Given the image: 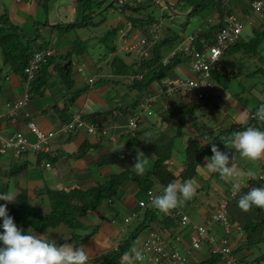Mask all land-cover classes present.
<instances>
[{
  "label": "crops",
  "instance_id": "0c3cea01",
  "mask_svg": "<svg viewBox=\"0 0 264 264\" xmlns=\"http://www.w3.org/2000/svg\"><path fill=\"white\" fill-rule=\"evenodd\" d=\"M92 1L102 9L92 15L88 25L73 29L65 26L80 23L85 12L84 4L78 0H0V29H4V33L17 29L24 42L36 39L33 52L44 49L51 51L53 57L48 67V74L45 75L48 85L44 94L32 96L31 101L20 110L19 117H9L4 114L5 102L22 98L25 84L23 76L15 72L11 64L4 60L0 45V70H2L0 72V114H4L0 117L1 135L7 137L17 131H22L31 141H35V135L27 127L29 120L35 121L40 130L48 133L59 130L62 123L72 121L73 114L76 112L82 113L83 120L87 124L93 121L94 124L98 123L100 128L109 131L106 136L102 135V131L93 135L89 133L88 126H83L51 138L48 143L49 152L42 153L43 155L32 151L27 152L21 159H16L10 153L5 154L6 157L0 155V190L4 193L15 192L18 195L25 192L31 203L32 200L39 198L43 208L42 213L48 212L50 210V204H48L50 203L48 194L50 189L69 190L71 187H80L86 190L97 187L112 174L134 170L133 166L137 162L139 153L148 161L145 171L151 169L156 159L152 149L153 141L159 134H165L172 142L171 157L164 164L176 176L175 182H185L182 177L184 171L190 166L186 150L189 143L194 140L198 141L200 146H210L222 140L218 146L221 150L227 151L230 157L234 156L233 163L237 171L242 173L239 177L242 181L241 188L250 179L264 175V157L255 161L248 160L242 158L239 153H235L234 149H227L223 144L227 135L231 136L234 132L244 130L252 122L253 119L250 117L254 115L255 110L261 103H264V16L260 17L254 13L250 5L251 0H223L227 14L235 12L242 18L245 14L250 17L244 29L250 27L251 35L245 38L243 32L239 45L232 46L222 55L218 64L219 71L226 76L214 80L215 88L208 98L210 99L208 106L205 103L206 100L197 102L199 108L195 119L183 126L179 124L177 118L165 120L162 113L165 111L166 100L160 94L162 85L157 81L153 83V88L159 93L156 104L158 113L148 121L141 122L135 130L124 126L139 93L136 87L127 84L134 76L124 78L112 72L108 62L112 56L105 55L106 51L101 38L108 30L118 28L117 51L120 53L119 50H121L128 54L127 48L136 46L138 37L142 36L139 26L133 24L130 18L148 13L154 15L157 8L153 9L154 12L145 10L151 6L145 5L143 0H112L111 3H108V0ZM193 1L157 0L153 3L155 6L161 5V14H164L165 9H172L173 12H170L173 22L174 17H186L184 14L195 7ZM93 2L90 6L95 7ZM104 10L115 14L106 15L103 13ZM97 17H99L98 20ZM2 18H5V25L1 23ZM91 26L99 29L96 35L99 38V42L96 43V52L90 53L87 49L83 55L76 53L74 49L78 41H88L84 38V31ZM152 28H149V32ZM171 33H165L164 40L169 39ZM258 36L262 41L257 52L254 53V50L250 52L251 48H246L248 46L245 47L244 43ZM170 47H166L169 49L163 53L164 57L170 54ZM68 53H72L71 56H68ZM59 61L65 64L71 61L68 65L71 67L69 83L73 86L70 89L64 87L66 80L63 76L59 77L60 72L56 67ZM73 66H81L85 76L83 77L79 71L75 73ZM89 68L93 71L87 73L86 69ZM4 70H6L5 75ZM191 75L187 62L183 61L174 68L169 77L180 79ZM92 77L95 81L89 83ZM78 89L85 90L71 106L66 108V114H64L62 103ZM174 102L185 103V99L176 97L171 100V104ZM261 123L255 126L258 128ZM87 144L90 148L86 154L80 156V149ZM119 151L123 153L122 160L118 159L116 163L109 165L97 163L102 155L118 154ZM211 155L212 152L206 153L196 160L195 169L186 180L191 181L196 187L193 198L167 213L158 211L152 203L141 207L139 202L146 199V193L130 180L119 189V198L113 201L112 207L111 203H107L81 216V228L72 230L68 225L62 224L47 228L42 232L31 230L34 234H45L57 243L68 239L73 233V240L79 239V243L84 244L83 246L89 252V264H96L106 258L116 240L122 242L129 238L130 234L146 220L145 212L148 207L154 208L153 216L160 221L173 215L174 210L189 215L193 224L210 221L218 208L220 198L228 195L232 189V182L222 179L218 173L209 172L203 167L207 162L205 158ZM47 163L50 165L47 166ZM249 171L255 175L249 177ZM68 175L75 176V179H67ZM164 188L161 186V189L157 190L156 187L155 194H162ZM131 215L137 216L130 223H125L124 219ZM214 227L218 229V233H221L218 224ZM27 230L29 229L25 231ZM150 231L143 230L140 235L142 239H137L129 251L132 248L139 251L141 241ZM152 232L161 233L162 237L172 246L182 251L191 249L192 225L184 228L178 223L174 231L163 228L157 231L152 230ZM233 236L232 242L238 251L240 260L245 257V262H247L253 254L245 248L246 232L240 234L234 231ZM69 243L75 244L73 241ZM210 259H212L211 253L208 249L191 252V260L194 264H223L220 261L205 263ZM142 263L137 262V264Z\"/></svg>",
  "mask_w": 264,
  "mask_h": 264
},
{
  "label": "trees",
  "instance_id": "16d2710c",
  "mask_svg": "<svg viewBox=\"0 0 264 264\" xmlns=\"http://www.w3.org/2000/svg\"><path fill=\"white\" fill-rule=\"evenodd\" d=\"M82 4H84V16L83 20L79 23L71 24L65 27L68 28H77L79 26L88 25V21L92 18V15L96 13L90 3L92 0H78ZM92 1V2H91ZM99 3V2H98ZM195 4L194 12L204 11V10H214L217 13V19L215 24L209 23L208 19V29L201 32L197 38V43L195 44V49H201L202 39L205 42H212L215 32L219 28V21L223 16L227 14L226 7L223 4V0H194L193 5ZM98 5V4H97ZM131 7V6H130ZM129 7V8H130ZM186 10V9H185ZM2 25L6 24L5 18H2ZM133 24L139 26L140 30L149 35V28L154 24H157L159 21L157 17L151 13L143 14L142 16H133L130 18ZM118 28H112L108 30L105 35L101 38V43L104 45L105 55L112 56L109 59V64L112 68V72L115 74L134 76L136 79L137 75L143 74L144 78L131 84V86L136 87L138 90V95L133 102V107L137 106L139 102L143 99L145 94L150 91L151 84L156 80H163L170 71H172L177 65L182 63L181 55H178L174 58L170 59L169 64L163 65L162 63V47L170 43L172 41V37L169 36V39H162L158 43H155L152 46L150 57L141 58L140 60L134 59L133 64H128L125 58L120 56L118 53V46L115 43V37H117ZM264 34V33H263ZM36 40V39H35ZM35 40H28L24 42L18 33L17 29H12V31H8L4 33V29H0V45L2 46L4 60L7 63H10L13 70L18 74L24 76V68L28 64L29 60L33 56V44ZM81 41V40H80ZM78 41L75 46V52L83 55L85 51H87V45H83L84 41ZM262 39L260 36L255 37L253 40L248 43H244L246 48H251L250 52L254 50L256 53L259 44ZM240 42L235 44L233 47L239 45ZM44 51V49H40ZM72 53H68V56H71ZM53 57H50L49 62L44 64L41 68V71L38 74V77L33 82L31 93L34 95H43L45 88L48 85V79L46 76L48 74V67ZM58 71L66 80L64 83V87L72 88V84L70 81V70L71 67L64 68V66L60 63L56 66ZM219 65L216 64L212 68L213 78L219 79L220 77H224L226 75H222L219 71ZM160 71L163 72L162 76H159ZM130 74V75H129ZM222 75V76H221ZM69 83V84H68ZM85 89L75 90L70 97H68L65 102L62 103V112L66 114V108L71 106L75 100L84 92ZM210 99H206V105L208 106ZM199 106L197 103L192 104H182V103H173L167 110L162 113V117L165 120H171L177 118L179 124L181 126L188 123V121L195 119L197 115V110ZM123 112V111H122ZM183 112V113H182ZM62 113V114H63ZM126 114V113H125ZM124 115V114H123ZM67 120V119H65ZM93 123V121H92ZM259 121L253 119L252 122L246 127H255ZM245 127V128H246ZM259 129L264 130V122L258 126ZM229 135L226 136L228 138ZM222 140H219L214 144L219 145ZM211 144L210 146H200L198 141L194 140L189 143V146L186 150V155L189 162V168L184 171L183 179L186 181L191 173L195 169L196 160H199L202 156L206 155V153H211ZM90 145H83V147L79 151V155L83 156L86 154ZM154 154L156 156L155 161L153 162V167L151 169L146 170L143 174H137L135 170H127L117 174H112L105 182L100 183L97 187H91L89 189L83 190L80 187H71L69 190L67 189H50L49 200L50 210L45 213L39 212L35 209L32 203L29 201V197L25 195V192L17 195L16 200L8 204L9 214L14 217L15 223L18 227L26 230L32 229L36 232H42L47 228H54L59 225L65 224L68 225L72 230L81 228V216L85 215L87 212L96 210L99 206L111 203L110 206H113V201L119 198V189L124 187L127 183L132 180L142 192H147L150 189H155L156 183H160L161 186L166 187L169 183L175 182L176 176L172 174L164 162L169 160L172 154V142L165 136V134H159L154 141L152 147ZM43 155V154H41ZM123 156V153L119 151L118 154L109 153L106 155H102L100 160H98V164H114L118 159ZM264 186V179H260L259 177L252 178L250 181V185L247 188H242L236 197L229 204V215L230 219L233 222L239 223L245 230L247 236V244L245 248H248L249 251L253 254V248L255 246L260 247V245H264V209L253 206L248 210H243L239 206L240 198L247 193L253 187H261ZM0 192H2L0 190ZM159 193V192H158ZM160 194V193H159ZM0 203H6L4 201H0ZM154 208H147L145 215L146 220L138 226L131 234L130 237L125 239L122 244H120V249L113 251L112 249L107 254L106 258L97 262L96 264H121V256L122 254L129 252L130 247L133 243L136 242L140 234L143 230L157 231L158 229L165 230H175L178 227L179 219L177 217L168 216L164 221H160L153 216ZM125 220V219H124ZM151 230V231H152ZM150 231V232H151ZM149 232V233H150ZM74 236H78L74 234ZM74 242L73 238L69 240H63L60 243H57L58 246L61 244ZM168 247H170L168 245ZM171 250H174L175 247L171 245ZM238 252V251H236ZM156 256L152 255L150 258H146L150 262L153 263V258ZM210 260L205 263H216L218 261L221 262L220 257L217 255L211 254ZM264 258V253H263ZM145 260V261H146ZM245 262V257L240 260V262ZM197 263V262H196ZM190 264H194L193 260H191ZM203 264V263H200Z\"/></svg>",
  "mask_w": 264,
  "mask_h": 264
},
{
  "label": "built area",
  "instance_id": "2783aa9c",
  "mask_svg": "<svg viewBox=\"0 0 264 264\" xmlns=\"http://www.w3.org/2000/svg\"><path fill=\"white\" fill-rule=\"evenodd\" d=\"M157 1V0H152ZM250 5L255 14L260 17L264 16V0H251ZM250 20V17L245 14L242 18L238 13H229L222 17L219 21V28L215 32L212 42H205L202 39L201 49H195L197 41V35H190L182 46L175 47L168 57L163 59V63L166 65L169 62L170 57L177 56L179 53H191L192 58L190 60V73L192 74L185 79H169L166 82V92L168 95H179L187 97V100L198 101L203 99L211 91L213 83L211 81V69L218 64L221 56L227 51L228 48L237 44L243 34L246 22ZM211 22L216 20L211 19ZM158 33L154 35L152 40L147 41V38L142 39L138 45L129 47L128 49H135L139 53L147 55V49L141 48L146 45H153L158 39ZM145 45V46H144ZM141 54V55H143ZM52 55L51 51H36L28 64L24 68V84L25 93L22 98L8 101L5 104V115L9 117H18L22 107L27 105L31 99L30 88L32 83L38 77L42 65L47 63ZM93 78H90V82H93ZM152 98H146V102L142 105L151 113ZM3 114H0V117ZM138 120V117L136 118ZM135 118L132 119L133 125L136 123ZM83 126H88L90 134H98L102 131V134L106 133L105 129L99 127L98 124H87L83 118L81 112H76L73 115V119L70 122L61 124V128L57 131H51L48 134L39 129L34 121H29L27 127L35 135V141H31L25 133L17 131L7 137L1 135L0 132V154H12L16 158H24L28 151L35 153L48 152L49 139L61 133H69L70 131L77 130ZM47 166L50 164L47 163ZM237 193L233 192V188L227 197H222L219 200L218 208L210 221L205 224H193V232L191 234V249L186 251L171 250V246L163 239L162 236L157 233H151L150 236L143 242L141 249L139 250L144 255V260L150 258L152 255L154 264H189L190 254L194 250H204L203 245L206 244V249H209L211 254L220 257L223 264H239L238 255L235 253L232 245V232H241V226L231 221L229 215V202L233 199ZM154 197L153 190L147 192V200L140 201V206H146L147 202H151ZM180 223L184 228L191 225V220L187 214L180 213ZM175 216V215H173ZM133 216L125 218V222H129ZM218 224L221 227V233L214 227ZM121 242L116 240L112 250L116 251L120 249ZM168 245L170 247H168ZM123 255V254H122ZM122 257V256H121Z\"/></svg>",
  "mask_w": 264,
  "mask_h": 264
},
{
  "label": "clouds",
  "instance_id": "9594fccd",
  "mask_svg": "<svg viewBox=\"0 0 264 264\" xmlns=\"http://www.w3.org/2000/svg\"><path fill=\"white\" fill-rule=\"evenodd\" d=\"M147 1H151L152 3L157 2V1H152V0H147ZM209 23L215 24V22H211V18L209 19ZM208 27H209V25L207 24V26L205 28H199L197 33H194V34L197 35V38H198L199 34L203 31L207 30ZM151 31H153V30H151ZM243 32H244L245 38H247L249 35H251L250 27L247 29H244ZM140 37L141 36H139L138 38H140ZM145 38H147V37H145ZM158 38L161 39V33H160ZM150 40H152V39H148V41H150ZM156 41L154 42V44L156 43ZM183 43H181L179 46H182ZM196 43H197V41H196ZM153 45H146L144 47L148 51L147 55H145V54L141 55L138 51H134V50H131L128 48L127 49H128V53L135 52L137 54V57H135L134 59L140 60L141 58L150 57L151 53L149 52V47H152ZM176 47H178V46H176ZM141 48H143V47H141ZM174 48L175 47L171 48V51ZM44 51H47V50H44ZM178 55H181L182 62L183 61L187 62L188 70H189L190 69L189 63H190V60L192 58V54L191 53H179ZM168 56H166V57H168ZM50 57H52V55ZM174 57H176V56H174ZM174 57H170L169 62H170V59L174 58ZM164 58L165 57L163 54L162 63H163ZM169 62H168V64H169ZM47 63H45V64H47ZM218 64H219V62H218ZM163 65H165V64L163 63ZM172 71H170L169 74L163 78V80H161V81L156 80L153 82V83H155V82L159 81L162 85V92L160 94H162L166 100V104L164 105L165 110H167L172 105L171 100L176 99V97H181L184 99L183 96L168 95V93L166 92V82L169 79H174V78L169 77V75ZM127 76H128V74L122 75V77H124V78H126ZM92 78L94 79L93 80V82H94L95 78L94 77H92ZM143 78H144L143 74H140L136 79L131 80L130 83L127 82V84L131 85L134 82H136V80L139 81V80H142ZM186 78H188V77H186ZM23 79H24V76H23ZM180 79H185V78H180ZM174 80H179V79H174ZM211 81L213 83L211 91L203 99L195 101V102L185 99V103H182V104L197 103V102H201V101L209 98L212 95V93L214 92V88H215L212 69H211ZM93 82H90V79H89V83H93ZM153 83L151 84L152 86L149 88L150 91L145 94V96L143 97L141 102H139V104L137 106L133 107V109L129 112V114L127 116V122L124 125L128 129L135 130L138 128V125L141 124V122L143 123L144 121H148V119H151L157 115L158 111L156 110V104L158 102L157 101V95L159 93L156 92V90H154V88H153L154 84ZM32 85H33V83H32ZM31 88H32V86H31ZM31 88H30V93H31ZM25 89H26V87H25ZM24 93H25V91H24ZM148 97H151L153 99L150 114L148 113V111L145 107H142V105L146 102V98H148ZM31 98H32V93H31ZM9 101H12V100H9ZM30 101H31V99H30ZM7 102L8 101H6L5 104ZM137 117H138V120H136ZM14 118H17V117H14ZM82 118H84L83 115H82ZM134 118L136 120L135 125H133V122H132V119H134ZM250 119H255L259 122H264V103H261L259 105V107L255 110L254 115L252 117H250ZM29 121H33V120H29ZM89 124H94V122L89 123ZM95 124H98V123H95ZM107 132L109 133V131L106 130V133L102 134V135L106 136ZM48 133H46V134H48ZM61 134H57L56 136H59ZM93 135H96V134H93ZM223 144L229 150L234 149L235 153H239L242 158H246L248 160L255 161L261 157H264V130H261V129L255 128V127H246V128H244V130L234 132L231 136H229L227 139H225L223 141ZM28 152H30V151H28ZM211 152H212V155L210 157L205 158L207 162H206V165L203 166L204 168L208 169L209 172L218 173L222 179L232 182V188H233L234 193L238 194V192L242 188L249 187L251 179H250V181H247L246 184L241 188L242 181L239 179V177L242 175V173L237 171L236 165L233 163L234 156L230 157L227 151L221 150L220 147L216 144H212ZM42 153H47V152H40L37 154H42ZM0 155H3V154H0ZM16 159H21V158H16ZM230 161H231V163H230ZM147 163H148L147 159L143 158L142 154L139 153L137 156V162L134 164L133 168L137 174H143L145 172V166L147 165ZM254 175L255 174L253 172H251V171L248 172L249 177H252ZM259 178L264 179V175H260ZM150 190H153L154 197H153L152 201L151 202L148 201L147 204L152 203V205L155 209H157L160 212L167 213L171 209H174V208L178 207L179 205L183 204L185 201L191 200L193 198V196L195 195L196 187L191 181H185L182 183H178V182L169 183L162 190V194H160V195H156L154 189H150ZM147 192H145L146 196H147ZM229 193H230V191H229ZM17 195L18 194L15 192H7V193L0 192V201L6 202V203H0V264H89L90 254L84 246H82V245L76 246L75 244H72V243H65V244H61L58 246L57 242L54 239H49L47 237V235H45V234H34V232L31 229L25 231L24 229L18 227V225L14 221V217L9 214V208H8V204L13 203L16 200ZM228 195H226L224 197H227ZM233 199H231L230 202ZM145 200H147V197ZM230 202H229V204H230ZM147 204H146V206H147ZM139 205H140V202H139ZM146 206H144V207H146ZM239 206L243 210H248L253 206H257L259 208L264 209V186L251 188L247 193H245L240 198ZM180 213H182V212L174 210L173 215H175V216L171 215L173 217H177L179 219V223H180V215H179ZM183 214H185V213H183ZM131 216H133L131 219V220H133V218L136 217L137 215L136 216L131 215ZM131 220L129 222H125V223H130ZM205 223H202V224H205ZM191 225L193 226V223H191ZM220 229H221V227H220ZM241 229L242 230L239 233L243 234V232H245V230L242 226H241ZM233 232L231 234L232 235V241L234 238ZM151 233H153V232L151 231L150 233H148L147 237L150 236ZM154 233H157V232H154ZM157 234L161 235V233H157ZM147 237H145L144 241L147 239ZM161 238H163V237H161ZM164 240L171 246V244L166 239H164ZM143 242H141V246H142ZM122 243H123V241L121 242V244ZM232 245H233L235 253L237 254L236 248L234 247L233 242H232ZM141 246H140L139 250L141 249ZM175 250H180V249L175 247ZM180 251H182V250H180ZM184 251H186V250H184ZM190 258H191V254H190ZM238 258H239V256H238ZM144 259H145L144 255L140 251H138L136 248H132L129 252H126L122 255L121 264H137V262H139V263L144 262L145 261ZM190 263H191V260H190ZM240 263L241 262H240V258H239V264Z\"/></svg>",
  "mask_w": 264,
  "mask_h": 264
},
{
  "label": "rangeland",
  "instance_id": "374dc122",
  "mask_svg": "<svg viewBox=\"0 0 264 264\" xmlns=\"http://www.w3.org/2000/svg\"><path fill=\"white\" fill-rule=\"evenodd\" d=\"M143 1H144V4L145 5H149V4L152 3L151 1H147V0H143ZM181 1H183V0H181ZM111 2H112V0H108V3H111ZM93 5L95 6L93 8H94V10L96 12H98V11H100L102 9V7L100 8L94 2H93ZM160 6L161 5H157V6L152 5L150 8H148V9L146 8L145 10H148V11L151 10V11H153L154 8H157V10L155 12L154 11L153 12H154V15L157 17V19L159 20L157 22V24H161V39L158 38L157 41H156V43H158L159 41H161L162 39H164L165 33L170 34L171 31H172V33H171L172 41L170 43L165 44L162 47V52L163 53H165L169 49V48H166V47H170L171 46L170 48H173V47L179 46L181 43H183L186 40L187 37H189L190 35H192L194 33H197V31H198L199 28H205L207 26V24H208V19L209 18L214 19V20L217 19L216 12L214 10H208L207 9V10H204V11L194 12L191 15L186 16V17H174V21L172 22L171 21L172 20L171 12H173V10L172 9H170V10L165 9L164 10V14H161ZM106 10H104L105 12L103 11V13L104 14L106 13V15H108L109 13H112V15L115 14L112 11H110L108 13V12H106ZM109 10H110V8H109ZM98 19H99V17H97V20ZM97 31H99L98 28L91 26V28L86 29V31H84V36H85L84 38L85 39H88V41L87 42L84 41L85 43H82L80 41L83 45H87L86 49H89L88 52H90V53L96 52V48H97L96 43L99 42L98 41L99 38L96 36L97 35ZM145 37H147L148 39H152L154 37L153 31H151L149 35H146V34L142 33V36L137 39L138 40L136 42L137 45ZM115 43L117 45H119V42H117V37H115ZM0 48H1V46H0ZM151 50H152V47H149V52L150 53H151ZM119 52H120V56H122V58L125 57V60H126V62L128 64H131V63L133 64L134 58L137 57V54L135 52H131V53H128V54L125 53L124 51H121V50H119ZM1 54L4 57V54H3V51L2 50H1ZM59 63L63 64V66L65 64V62L63 63L62 61H59ZM74 63H75V59H74ZM80 67L73 66V71L75 73H77L79 71L82 74V76L84 77L85 76V72H83L84 69L83 68H80ZM1 71L2 70H0V72ZM91 71H93L91 68L86 69V72L87 73H90ZM5 74H6V70H4V75ZM59 77H62V75L60 73H59ZM184 99L187 100V97H184ZM3 156L6 157L5 155H3ZM123 158L124 157L122 156L120 158V160H122ZM67 179L73 180V179H75V176L68 175V178ZM156 187H157V190H160L161 189V185L159 183H156ZM156 187H155V189H156ZM48 204H51V202L48 203ZM32 205L39 212H41V213L43 212V208H42V204H41V199L36 198L35 200H32ZM70 237L71 238L73 237V233L66 240H69ZM138 239H142V237L139 236ZM144 239L141 242H143ZM74 243H75L76 246H81V245L83 246L84 245V244L79 243V239L78 240L74 239ZM206 247H207V245L204 244L203 245V248L205 249ZM263 253H264V245L263 244L260 245V247L255 246L253 255L247 259V262H242V263L243 264H264ZM143 263L144 264H150V262L148 260L144 261Z\"/></svg>",
  "mask_w": 264,
  "mask_h": 264
},
{
  "label": "bare ground",
  "instance_id": "6f19581e",
  "mask_svg": "<svg viewBox=\"0 0 264 264\" xmlns=\"http://www.w3.org/2000/svg\"><path fill=\"white\" fill-rule=\"evenodd\" d=\"M156 3V2H155ZM153 28H152V30H153V33H154V35L156 34V32L160 35V31H161V26L160 25H156V24H154L153 26H152ZM159 35H158V37H159ZM157 37V38H158ZM147 41H148V38H147ZM145 46V45H144ZM143 50H144V47H143ZM140 54H143V53H140ZM139 76V75H138ZM137 76V77H138ZM136 77V78H137ZM135 77H133V79H134ZM133 79H129V81L128 82H131V80H133Z\"/></svg>",
  "mask_w": 264,
  "mask_h": 264
},
{
  "label": "water",
  "instance_id": "95a60500",
  "mask_svg": "<svg viewBox=\"0 0 264 264\" xmlns=\"http://www.w3.org/2000/svg\"><path fill=\"white\" fill-rule=\"evenodd\" d=\"M152 5H155V3H151V4H149L148 6H152ZM194 8L195 7H193V9L192 10H190L189 12H187V13H185L184 15H186V16H188V15H190L192 12H193V10H194ZM71 63V61H68L65 65H64V67L65 68H67L68 67V65ZM163 75V72L162 71H160V74H159V76H162ZM260 209V208H259Z\"/></svg>",
  "mask_w": 264,
  "mask_h": 264
}]
</instances>
